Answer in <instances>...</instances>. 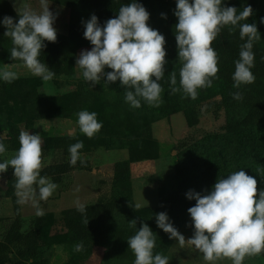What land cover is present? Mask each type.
I'll return each mask as SVG.
<instances>
[{"label": "rangeland", "instance_id": "rangeland-1", "mask_svg": "<svg viewBox=\"0 0 264 264\" xmlns=\"http://www.w3.org/2000/svg\"><path fill=\"white\" fill-rule=\"evenodd\" d=\"M228 1L230 6L241 11L250 0ZM10 2L18 12L26 6L40 10L39 0ZM48 2L50 10L57 14L54 27L57 32L67 35L69 9ZM176 7L177 0L150 1L149 26L160 31L164 12ZM91 48L73 45L63 73L47 82L33 75L23 63L0 62V69L9 65L10 70L19 74V78L11 83L0 79V86L4 84L9 90L21 88L22 93L16 95L19 102L7 100L0 104V137L4 136L7 125H15L19 131L31 134L46 133L50 137L77 135L84 144L80 159L90 163L89 169H74L64 174L56 183L58 188L47 200H41L37 194L35 204L32 201L19 204L20 231L25 233L36 228L38 234L37 255L28 264H134L135 256L127 240L143 223H147L156 235L154 254L167 256L169 264H207L203 254L187 242L195 231L188 209L196 201L189 200L186 193L194 190L207 194L218 178H226L249 167L264 166V122L252 126L254 140L250 144L241 143L231 136L225 130L227 110L229 113L233 110L235 115L237 112L240 117L246 112V107L240 102L234 107L223 101L227 92L220 79H215L210 88L199 89L195 100L184 97L183 91L173 94L169 86L163 88V103L159 107L141 100V106L134 108L125 101V93L115 83L105 82L106 77L99 84L84 79L83 70L76 65V60L83 50ZM168 49L174 50L172 47ZM166 59L170 67L179 63L177 56L167 54ZM42 95L61 96L67 116L36 120L32 129H26L23 101H34ZM83 95L86 98L79 101ZM254 95L264 99V86ZM72 98L74 101L70 100ZM82 110L96 112L103 125L91 139L78 126L77 114ZM186 116L196 118L197 122L193 125L187 123ZM16 152L6 151L0 155V162L10 159ZM160 153L161 157L157 159ZM119 157H128L129 162H150L145 163V167L134 168L133 172L129 170L128 177L118 172L119 179L116 180L114 168ZM60 158L49 151L43 158V166ZM214 170L218 175L206 182V175ZM13 175L11 166L5 173H0V251L6 252L12 251V247L4 243L2 237L14 212L5 190L7 178ZM13 180L15 185L16 178ZM115 194L121 201L114 209L108 240L92 248L83 242V251H75L74 246L81 240L66 228V219L79 218V204L95 203L99 198ZM136 204L140 205L137 209ZM68 207L71 209L65 211ZM160 212H166L170 222L185 237L183 246L178 239L171 238L169 233L158 227L156 215ZM37 218L40 219L39 226L35 225ZM134 219L137 220L135 227L130 224ZM84 225L89 228L92 222ZM217 264H231V261L221 260ZM243 264H264V253L246 258Z\"/></svg>", "mask_w": 264, "mask_h": 264}, {"label": "clouds", "instance_id": "clouds-1", "mask_svg": "<svg viewBox=\"0 0 264 264\" xmlns=\"http://www.w3.org/2000/svg\"><path fill=\"white\" fill-rule=\"evenodd\" d=\"M40 10L24 7L18 12L19 20L6 16L2 23L7 29L5 36L10 37L13 47L10 58L22 61L33 75L47 82L56 73L40 60L41 52L46 48L45 41L55 43L58 38L54 27L57 14L50 10L48 0H39ZM253 14L251 5L241 11L235 6H226L223 0H177L175 15L176 41L179 71L170 73V86L173 94L183 91L184 97L195 100L198 90L213 86V80L219 79V54L213 42L228 27L230 31L239 27L241 44L239 58L235 61L233 87L239 89L242 84H251L256 77L254 43L261 39V33L255 23L247 21ZM150 13L141 4L132 2L122 5L118 17L111 18L101 26L98 17L93 14L85 23L84 37L93 46L83 50L76 60L82 69L86 81L99 84L106 77V83L120 81L126 89L125 101L132 107L141 106V100L148 105L159 107L163 103L164 91L159 83L165 75L168 63L165 48L166 38L158 30L149 26ZM264 23V18L261 19ZM105 68L112 71L105 72ZM19 78L9 65L0 69V79L11 83ZM234 99H242V93H232ZM80 131L93 138L103 127L96 112L82 110L78 114ZM19 149L10 159L0 162V173L9 166L14 169L16 195L18 203L23 205L36 196L47 200L58 188V184L41 175L43 167V140L40 134H31L21 130ZM83 141L69 146L70 163L80 160ZM6 152V146L0 140V155ZM81 163H84L81 160ZM189 200H195L188 209L194 225V235L187 242L194 245L203 254L207 264H217L221 260H230L231 264H243L246 258L264 253V190L258 188V181L244 170H239L218 178L211 192L201 194L194 190L186 193ZM140 205L136 204L135 208ZM78 211L86 213L85 206L78 205ZM85 223L89 220L85 217ZM160 229L178 239L181 246L185 237L170 222L166 212L156 215ZM135 227L137 220L130 221ZM129 248L135 256L134 264H169L163 254H154L156 235L147 223H143L135 235L128 240ZM83 241L74 246L77 252L83 251Z\"/></svg>", "mask_w": 264, "mask_h": 264}, {"label": "trees", "instance_id": "trees-1", "mask_svg": "<svg viewBox=\"0 0 264 264\" xmlns=\"http://www.w3.org/2000/svg\"><path fill=\"white\" fill-rule=\"evenodd\" d=\"M60 6L69 9L68 18V33L67 35L57 32L58 38L55 43L45 41L46 48H44L40 55V60L45 63L56 75L63 73L65 70V63L72 55V46H89L93 47L89 40L84 37L85 23L91 18L93 14L98 17L101 26H104L106 21L111 18L118 17V10L122 5H128L134 0H48ZM152 0H135L141 3L148 11V5ZM193 2V0H190ZM224 5L230 6L228 0H223ZM248 5L253 8V14L247 21L241 23H255L261 33V39L254 43L253 51L255 53V67L252 69L256 79L251 84H242L239 89L233 87V74L235 71V61L239 58V51L241 44L246 42L240 39L239 27L230 31L225 27L217 39L213 42V47L219 54V79L223 82L226 88V95H223V101L228 102L234 107L238 102L243 103L246 107V112L242 116H238L237 112L229 113L227 110V118L225 130L234 136L239 142L250 144L254 140L253 125L264 122V99L256 97L254 94L258 93L260 88L264 86V23L261 19L264 18V0H250ZM177 8V7H176ZM176 8L169 9L164 12L160 22V33L166 38L167 54L178 57V46L176 41V24L178 17L175 15ZM9 16L18 22L19 14L14 8L10 0H0V62H20L14 61L10 58V50L13 47L10 37L4 35L7 31L2 23L4 17ZM169 47L174 50L169 51ZM181 63H176L172 67L165 65V75L159 83L163 88L170 86V73L175 71L177 74V85L179 86V71ZM112 71L107 68L106 72ZM215 80V79H214ZM213 80V81H214ZM121 92L125 93L126 89L121 86L120 81L114 82ZM5 85L0 86V104L9 100L19 102L16 95H22L21 88L6 89ZM241 92L242 99H234L232 93ZM14 93V94H12ZM228 96V97H227ZM80 98V99H79ZM78 100L86 98L85 95L80 96ZM22 99V98H21ZM74 101V99H70ZM23 101V100H22ZM23 116L26 129H32L33 122L40 119L49 118L51 116H67L66 109L62 108L63 100L61 96L42 95L36 100H25ZM74 103V102H73ZM73 105V104H72ZM233 108V107H232ZM55 112V113H54ZM187 123L193 125L197 119H190L186 116ZM4 136L0 140L5 144L6 151H18L19 149V133L15 125H7ZM43 140V158L47 156L49 151L61 158L52 161L42 167L41 175L50 177L52 182L59 183L64 174L74 169H89L90 163L86 159L77 160L76 164L70 163L71 157L68 151L69 146L79 141L77 135H55L48 136L46 133L41 134ZM84 150L81 149L80 152ZM81 160L84 163H81ZM129 161L121 160L116 163L114 168L116 174L114 178L119 179L118 172L124 176L129 169ZM249 175L255 177L258 181V188L264 190V166L246 168ZM130 172V171H129ZM218 171L208 172L206 175V182H210ZM15 176H9L6 181L7 189L5 195L10 198L14 217L10 222L8 228L3 234L2 240L4 243L12 247V251H0V264H28L29 260L37 255L38 234L36 228L29 229L22 233L20 205L18 197L15 195ZM120 198L117 195L106 196L97 199L95 203L86 204V213L79 214V218H68L65 221L66 228L74 233L76 237L83 241L91 248L95 245H101L108 240L109 226L114 216V209L120 203ZM71 208L66 209L69 211ZM70 213V212H69ZM85 217L92 225L85 227ZM1 220V218H0ZM40 219H36L35 225L39 226Z\"/></svg>", "mask_w": 264, "mask_h": 264}, {"label": "crops", "instance_id": "crops-1", "mask_svg": "<svg viewBox=\"0 0 264 264\" xmlns=\"http://www.w3.org/2000/svg\"><path fill=\"white\" fill-rule=\"evenodd\" d=\"M160 152L162 151V145H160ZM162 153V152H161ZM161 153L159 154V156H158V158L157 159H159V157H161ZM118 160L120 161V160H128V157H122V158H118ZM151 160H153V159H151ZM154 160H156L155 158H154ZM148 162H150V160H138V161H131L130 160V164H129V167H130V172H133V169L134 168H136V169H139V168H141V167H145V163H148ZM149 165H150V163H149ZM97 201V200H96ZM91 204V203H90ZM68 208H70V207H68ZM68 208H65V209H68Z\"/></svg>", "mask_w": 264, "mask_h": 264}]
</instances>
